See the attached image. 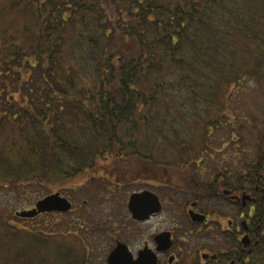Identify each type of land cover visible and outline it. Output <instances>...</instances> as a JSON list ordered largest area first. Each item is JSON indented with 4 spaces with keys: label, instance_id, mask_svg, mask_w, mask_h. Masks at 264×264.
Segmentation results:
<instances>
[{
    "label": "trees",
    "instance_id": "trees-1",
    "mask_svg": "<svg viewBox=\"0 0 264 264\" xmlns=\"http://www.w3.org/2000/svg\"><path fill=\"white\" fill-rule=\"evenodd\" d=\"M17 1L16 8L37 11L39 23L10 41L0 35V137L11 130L22 138L17 160L0 146L7 185L78 175L64 171L71 162L62 154L83 161L82 173L106 152L122 157L131 150L156 165L134 139L159 137L167 128L176 136L177 122L167 118L177 114L174 99L181 97L192 113L204 105V138L229 135L228 145L221 144L237 160L229 172L233 189L252 198L245 210L253 246L242 263L264 264V122L256 162L245 167L242 147L231 145L256 127L250 119L232 123L226 109L245 84L253 82L249 93L264 87V0ZM43 142L51 144L48 156ZM203 149L190 153L199 160ZM2 229L18 239L17 229L6 223ZM10 259L30 264L22 255Z\"/></svg>",
    "mask_w": 264,
    "mask_h": 264
},
{
    "label": "rangeland",
    "instance_id": "rangeland-1",
    "mask_svg": "<svg viewBox=\"0 0 264 264\" xmlns=\"http://www.w3.org/2000/svg\"><path fill=\"white\" fill-rule=\"evenodd\" d=\"M17 2V0H0V35L8 38V41L13 37L18 38L25 26L36 25L37 27L39 23L33 19V17L38 18L34 14L37 11L26 12L25 7L16 8ZM2 42L3 40H0V43ZM252 84L253 82L245 84L241 95L235 97L226 107L232 113L229 115L232 123L250 119L256 127L254 134L247 133L242 143L231 145L237 149L239 146L242 147L241 157L245 161V167L254 165L256 162L261 135L259 129L264 122V87L261 91L249 93L248 88ZM17 96L19 100V95ZM174 100L173 108L177 114L169 116L167 120L170 123L177 122V127L174 126L177 131L176 136L171 129L167 128L162 131V135L160 132L159 137L144 135L140 139L135 138L134 142L146 153H151L150 156L157 162L165 163L167 175L169 172L171 178L179 179L178 184L181 180L182 185L179 187L191 195L182 196L180 193L165 191L151 183L150 175L142 170L144 163L140 158L132 156L131 150H127V154L125 153L122 157L115 154L112 156L107 152L101 157L96 156L95 164L86 173L80 172L83 161L81 164H76L72 162L69 154H62L60 158L71 162L66 163L64 171H78V175L68 179L49 178L44 181L40 179L37 183H33L32 180L25 186L17 187L13 183L7 185L1 172L0 264H7L6 261L11 260L10 257L14 255L25 256V260L30 264H107V259L118 242L127 244L134 253L148 241L149 236L153 235L156 229L164 230V227L172 226L175 221L180 227L178 231L180 236L193 230L192 224L184 214L187 210L186 204L188 206L192 201L198 202L204 210L209 212V215L213 213L210 219L214 222L220 220L215 215L222 211V214H225V209H228L226 212L232 215L234 207L224 202V197L221 196L224 189L232 190L235 187V180L231 179L230 173H234L233 168L236 165L234 163H237V160L230 156V152L221 144L228 145L230 142L228 133L219 132L212 137L204 138L203 122L208 118L204 105L199 104L198 110L192 113L189 102L183 101L181 97ZM162 122L159 120V125ZM66 123L68 129L72 128L71 122L66 121ZM74 131L77 132L75 127ZM232 136H236V133L233 132ZM0 141V146L5 147L6 150L5 157L19 159L17 150L19 151L22 147V138L15 131L8 130L0 137ZM204 141L207 142L204 143ZM183 142L186 145L176 146L177 143ZM127 144H130V141ZM206 144L207 151H204ZM43 147L48 156L51 144L43 142ZM199 149H203L204 154L198 160L199 155L192 156L190 151ZM209 154H213V157ZM223 158H227V161L222 162ZM194 165L196 167H193ZM238 165L240 166L239 163ZM167 166L181 168L182 171L180 172L181 169L167 171L169 168ZM227 166L230 169H226ZM185 167L186 170L183 169ZM246 173L245 169L244 174ZM167 175L165 180L169 178ZM194 175L197 177L194 178ZM193 185L199 186L194 188ZM146 189L161 196L164 208V214L152 220L148 226L134 223L127 207L128 199L133 193ZM57 193L72 203L73 210L68 213L42 214L41 217L34 219L18 217V213L32 210L39 201ZM249 210H245L247 219ZM5 223L9 228L19 231L17 240L13 239L12 234L7 235L4 232L2 227ZM223 226H227L226 217H224ZM216 235L217 233L214 237ZM187 238L190 241L188 243L195 249H201L202 246L210 244L207 240H201L199 236L188 235ZM220 239L226 242L225 237ZM213 243L214 247H225L222 242L215 239ZM179 244L181 243L178 242ZM251 244H253L252 241ZM231 246H233L232 243L230 249ZM20 261L24 263V260Z\"/></svg>",
    "mask_w": 264,
    "mask_h": 264
},
{
    "label": "flooded vegetation",
    "instance_id": "flooded-vegetation-1",
    "mask_svg": "<svg viewBox=\"0 0 264 264\" xmlns=\"http://www.w3.org/2000/svg\"><path fill=\"white\" fill-rule=\"evenodd\" d=\"M153 164L146 163L142 168V170H144L146 174L150 175L151 179H149V181L151 183L155 184L165 191L180 193L182 194V196L191 195L190 193L179 187L182 185L181 180L178 184L177 182H179V179L171 178L169 176V172L167 175V172L165 171V163L158 161L157 164L154 165L155 167L153 166ZM148 165H151L152 167H149ZM166 175L169 177L168 180H165ZM144 192L150 193L157 197L161 208L158 213L153 212L152 214H149L151 204L147 203L146 213L148 216L145 221H136L132 218V216L131 218L136 224L148 226V224H150L152 220L157 219L164 214V208L161 196L159 197L155 193L150 192L147 189L139 193ZM134 194L135 193H133L132 195ZM221 196L224 197V202L234 207L232 215H229V213L226 212L228 211V209H225V214H222V211L221 213H217L215 215V217H218L220 220L216 219L218 222H214L210 219V215L212 216L213 213H210L209 215V212L204 210L198 202L192 201L188 206L186 204L187 210L184 212V214L188 217V221L192 224L193 230L185 232L184 234H182V236H180V233L178 232L180 230V227L176 225L177 221L173 222V225L170 227H164V230L162 228L160 231L156 229L153 235L149 236L148 241L143 243L142 247L138 248L136 252H132L134 257L137 258L141 250L148 248L153 253H155L158 264H243L242 259L246 255L249 247L245 249L242 240L246 236H249L248 234L250 231V221L246 218L245 209L247 208V204H252V198L250 195H247L246 192H237L234 189H224L221 192ZM245 196L250 198L248 202H245ZM130 197L128 199V203ZM191 214L204 216L205 220L202 223L194 222L191 218ZM224 217L227 218V226H223ZM244 224H248L247 231L245 230ZM165 225H167V223ZM215 233H217L216 237H214ZM162 234H164L165 237H169L170 240V247L167 250H159L161 246L158 244L156 237ZM188 235L199 236L201 240H207L210 244L202 246L201 249H195L194 246L188 243L190 242L187 238ZM220 236L225 237L227 245L226 242L221 241ZM214 239L216 241L222 242L225 247H214ZM178 242H180L181 244L178 245ZM231 243L233 246H231L230 249ZM186 244H189V246H186ZM252 245L253 244H251L250 249L252 248Z\"/></svg>",
    "mask_w": 264,
    "mask_h": 264
},
{
    "label": "water",
    "instance_id": "water-1",
    "mask_svg": "<svg viewBox=\"0 0 264 264\" xmlns=\"http://www.w3.org/2000/svg\"><path fill=\"white\" fill-rule=\"evenodd\" d=\"M245 202L250 200L249 197H244ZM151 204V209L149 214L153 212L158 213L161 205L157 197L150 193H139L134 194L130 197L128 203V211L130 212L132 218L136 221L143 222L147 219L146 204ZM73 209L72 203L62 197L59 193L48 196L43 200L39 201L35 208L30 211H23L18 213V217L24 219H34L42 214L48 213H68ZM191 218L194 222H203L205 220L204 216L198 214H191ZM245 230L247 231V224H244ZM158 244L161 246L159 250H167L170 247L169 237H165L164 234L156 237ZM244 247L250 245L249 237H245L242 240ZM108 264H158L157 257L148 248L141 250L138 257L135 259L133 254L130 252L127 245L123 243H118L115 249L110 253Z\"/></svg>",
    "mask_w": 264,
    "mask_h": 264
}]
</instances>
